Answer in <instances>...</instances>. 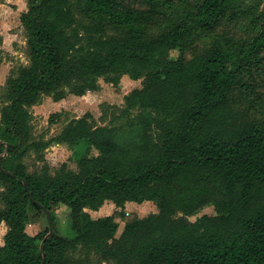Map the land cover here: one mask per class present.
I'll return each mask as SVG.
<instances>
[{
    "label": "trees",
    "instance_id": "16d2710c",
    "mask_svg": "<svg viewBox=\"0 0 264 264\" xmlns=\"http://www.w3.org/2000/svg\"><path fill=\"white\" fill-rule=\"evenodd\" d=\"M127 1L80 0L88 17L80 22L71 0H27L20 18L30 62L7 80L0 119V226L8 227L0 264H88L70 257L79 246L115 264H264V122L235 109L236 90L264 62V25L250 40L218 37L187 58L197 30H215L226 12L237 16L236 0H200L154 36L155 0H144L148 8ZM110 25L122 33L107 36ZM122 75L145 79L124 96L125 112L141 110L138 138L121 143L86 113L55 139L71 147L77 170L64 163L52 174L44 163L29 171L25 158L50 145L33 140L29 108L40 96L62 100L68 85L83 96L101 88L100 77L118 86ZM107 200L154 201L159 211L117 236L113 215L86 210ZM209 204L215 213L191 218ZM61 205L70 210L66 233L55 226ZM30 208L50 227L28 233Z\"/></svg>",
    "mask_w": 264,
    "mask_h": 264
},
{
    "label": "rangeland",
    "instance_id": "374dc122",
    "mask_svg": "<svg viewBox=\"0 0 264 264\" xmlns=\"http://www.w3.org/2000/svg\"><path fill=\"white\" fill-rule=\"evenodd\" d=\"M200 0H155L157 14L151 20L148 33L157 35L167 29L173 23L183 19L190 5ZM127 6L135 8H148L144 0H130ZM77 19L87 22L88 17L81 11L80 0H71ZM28 8L27 0H0V119L2 107L7 103V80L16 75L18 69L30 62L29 47L27 44V32L21 22V14ZM237 16L226 12L213 31L197 30L193 42L184 49L187 58H192L196 53L203 52L211 46L215 38L231 36L237 40H250L254 38L264 25V0H236L234 7ZM122 28L110 25L107 36L120 35ZM180 54L179 50H173V57ZM126 76L121 78L118 86L105 81L106 77L98 79L101 88L98 91H89L83 96L69 93L72 85L64 86L67 95L59 102L54 100L53 93H43L39 101L32 107L31 129L33 140L39 143L50 142L47 149H41L38 153L32 151L25 161L28 170H39L44 163L50 164V171L56 174L66 163L69 169L77 170V163L68 144H60L55 141L63 128L72 120L90 113V121L94 126H112L119 134L121 143L138 138L139 130L135 123L136 117L141 113L140 109L125 112L124 96L135 88L143 87L145 79L133 80ZM110 77V76H108ZM235 109L248 114L254 120L264 122V62L252 75L245 77V83L236 90ZM154 116V113H152ZM151 132H157L155 125ZM98 153L97 150H94ZM113 203V202H112ZM103 208V207H102ZM105 206L101 212L93 217L109 214L118 222L117 236H120L125 224L133 219L157 213L158 207L154 201L143 203L128 202L124 207H113L108 210ZM32 221L27 225L30 234H36L50 227L48 216L35 208H30ZM69 208L61 205L55 210V226L62 233L67 231ZM205 213H215L214 206L209 204L198 210L195 219ZM6 227L0 228V245L3 243V235ZM70 257L84 259L88 264H115L112 260H105L97 251L86 250L79 246L69 252Z\"/></svg>",
    "mask_w": 264,
    "mask_h": 264
},
{
    "label": "crops",
    "instance_id": "0c3cea01",
    "mask_svg": "<svg viewBox=\"0 0 264 264\" xmlns=\"http://www.w3.org/2000/svg\"><path fill=\"white\" fill-rule=\"evenodd\" d=\"M126 76H123L122 77V79H124ZM98 91V90H97ZM59 101H61V100H59ZM59 101H56V102H59ZM60 144H64V143H60ZM52 144H50L49 146H51ZM48 146V147H49ZM48 147H46V148H44V149H47ZM48 164V166L49 167H51L50 166V164L49 163H47ZM1 190H2V188L0 187V192H1ZM113 201H111V200H107L105 203H104V205L102 206L103 208L105 207V206H108L109 208H108V210H110V209H112L113 207L115 208V207H117L114 203H112ZM128 203V202H127ZM126 203V204H127ZM100 208L99 209V212H101V210H103V208ZM87 211H89L90 212V214L93 216L94 214H98L97 212H93V210H91V209H86ZM105 214H109L110 215V213H108V212H105ZM106 216V215H105ZM101 217V216H100ZM96 218H98V217H96ZM2 225H4V228L6 227V231H5V233L7 232V230H8V227H7V225L3 222L2 224H1V226H0V228H2ZM4 236V235H3ZM3 239V238H2ZM2 244V243H1Z\"/></svg>",
    "mask_w": 264,
    "mask_h": 264
},
{
    "label": "water",
    "instance_id": "95a60500",
    "mask_svg": "<svg viewBox=\"0 0 264 264\" xmlns=\"http://www.w3.org/2000/svg\"><path fill=\"white\" fill-rule=\"evenodd\" d=\"M42 249H43V244H42Z\"/></svg>",
    "mask_w": 264,
    "mask_h": 264
}]
</instances>
